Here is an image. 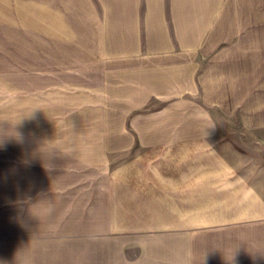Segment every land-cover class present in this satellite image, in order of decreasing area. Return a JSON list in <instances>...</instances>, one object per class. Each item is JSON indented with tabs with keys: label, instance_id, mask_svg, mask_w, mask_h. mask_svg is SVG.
<instances>
[{
	"label": "crops",
	"instance_id": "1",
	"mask_svg": "<svg viewBox=\"0 0 264 264\" xmlns=\"http://www.w3.org/2000/svg\"><path fill=\"white\" fill-rule=\"evenodd\" d=\"M259 1L0 0V262L33 247L35 216L124 218L166 193L171 225L200 203L219 264H264ZM162 145L165 173L107 168Z\"/></svg>",
	"mask_w": 264,
	"mask_h": 264
},
{
	"label": "rangeland",
	"instance_id": "2",
	"mask_svg": "<svg viewBox=\"0 0 264 264\" xmlns=\"http://www.w3.org/2000/svg\"><path fill=\"white\" fill-rule=\"evenodd\" d=\"M257 8L264 10V1H259ZM260 28L264 27L259 24ZM244 36V34H238L235 38L241 40ZM257 40L259 48L258 99L256 100L259 110L264 111V32L257 33ZM163 108H165L164 112L157 117L146 114L147 128L149 124L152 125L154 118L156 121H162L163 126L166 125L168 128L169 107L163 106ZM37 126L33 135L35 137L41 136V128ZM161 132L163 137L169 136L168 129H163ZM258 133L264 142V131H258ZM155 135L157 131L154 132L153 129L145 131L146 137L152 138ZM131 148L138 151V147ZM139 148L142 149V147ZM143 148L147 150V154L139 157L140 159L131 156L135 162L129 163V166H126L128 163L123 162L122 157L114 155L110 158L107 168H131L139 169V171H162V173L169 171L172 165L169 145ZM153 148L160 151L153 153ZM200 168V163L194 162V169ZM149 180L156 179L149 178ZM161 180L165 183L164 185H168V177H163ZM167 196L169 195L166 193L157 195L162 201L145 203V206L142 205L144 208H139L140 205L132 203L128 206V212L126 211L129 215L124 218L67 217L51 220L58 221L59 224L46 225L41 222L48 219L35 216L33 247L24 252L10 251L11 257L6 259L3 257L0 264H219L211 250L205 252L202 250L203 226L198 224L202 221L200 203L194 202V209L188 216L189 220L194 222L193 225H171L169 222L173 218H171ZM45 208L41 210V213L49 214L48 211H44ZM36 210L35 214L40 213V210ZM142 214H146V219H141ZM91 221L94 224H91ZM142 221L161 222V224L142 225ZM226 261V264H233V259L227 258Z\"/></svg>",
	"mask_w": 264,
	"mask_h": 264
}]
</instances>
